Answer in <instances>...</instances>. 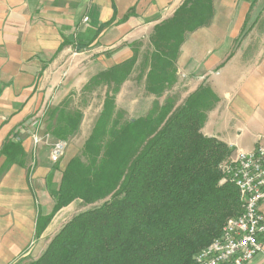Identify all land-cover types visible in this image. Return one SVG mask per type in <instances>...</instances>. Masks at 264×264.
I'll use <instances>...</instances> for the list:
<instances>
[{"label":"trees","instance_id":"trees-1","mask_svg":"<svg viewBox=\"0 0 264 264\" xmlns=\"http://www.w3.org/2000/svg\"><path fill=\"white\" fill-rule=\"evenodd\" d=\"M213 17L214 0H186L155 27L142 61L141 78L154 97L146 115L129 119L116 101L137 69L138 48L83 88V99L106 89L102 110L82 151L64 171L55 164L60 178L51 191L54 206L39 215L36 239L74 201L92 208L69 221L39 259L16 264H197L196 255L242 214L240 192L220 170L233 151L203 133L219 96L208 85L181 103L172 95L182 45ZM72 103L70 96L47 114L48 131L58 141L80 132L84 113Z\"/></svg>","mask_w":264,"mask_h":264},{"label":"crops","instance_id":"crops-1","mask_svg":"<svg viewBox=\"0 0 264 264\" xmlns=\"http://www.w3.org/2000/svg\"><path fill=\"white\" fill-rule=\"evenodd\" d=\"M185 1L0 0V264L24 258L22 249L36 236L39 215L50 213L51 191L59 186L50 147L34 144V121H42L40 137L49 135V143L57 142L48 131L49 110L74 99V93L80 97L94 76L129 60L134 48L140 51L137 45L150 43L155 27L170 20ZM239 1L214 0L210 26L191 35L213 27L222 9L231 16ZM247 12L246 2L237 16L245 19ZM213 32L222 41V32ZM238 33L228 37L233 40ZM188 40L189 35L177 61L178 72L188 80V96L205 84L220 98L208 113L204 135L233 152L254 151L264 135V44H238L230 54L228 44ZM15 150L16 159L10 161ZM76 155L69 149L60 170ZM260 210L264 214V202ZM249 264H264V251Z\"/></svg>","mask_w":264,"mask_h":264},{"label":"rangeland","instance_id":"rangeland-1","mask_svg":"<svg viewBox=\"0 0 264 264\" xmlns=\"http://www.w3.org/2000/svg\"><path fill=\"white\" fill-rule=\"evenodd\" d=\"M246 2L249 12H247L245 19L240 20L241 18L238 17L237 14L239 13V9H241ZM220 13L221 14H219L216 18V22L212 25L213 27H210L209 29H207V27L205 30L199 31L198 33L193 35L189 34V40L187 44H206L209 43V41H212V36L215 35L212 42H214V44H228L229 49L227 51L230 52V54L233 48L238 44H264V0H240L236 5V10L232 11L231 16H228V12L224 11L223 9L220 10ZM226 29L229 31L231 36L234 31H237L239 33L237 37L232 40V37H228L230 36V34L227 32L225 34V37H227L224 39V32L226 31ZM231 29L234 30L232 33L230 32ZM217 30H220L222 32V41L220 39L219 43L216 41V38H218L217 32H213ZM245 35L246 37H244ZM203 37H205V39H203ZM142 43L143 44L137 45L138 47H140V63L137 65V69L130 78V82H128V84L125 86L123 94H121L119 100L117 98L119 108L127 112V117L129 119H137L146 115L151 109L154 102V97L149 95L146 91V78H141L142 61L144 59V56L146 55V52L150 49V43L148 41ZM182 74H184V72H178L179 81L172 91V95L178 97L179 103L184 102L188 97V94L186 92V84L188 83V80L187 77L185 78L184 76H182ZM189 77H192V80H194L197 76L189 75ZM105 90L106 89L104 88H100L93 94H87L85 99H83L84 96L79 97L78 93H74L75 97L73 99V103L70 106L71 109L83 111V130L80 131L75 138L67 142L64 155L57 163H52L53 165L61 164L63 158L66 160L69 149L70 152L77 154L82 151L83 145L86 139L91 134L95 121L97 120L102 110L106 92ZM185 95H187V97ZM233 155L234 154H232V156ZM65 160L63 161L65 162ZM46 197H48L47 194L45 196V200ZM42 199H44V197H42ZM39 207L42 209L43 207L48 208L50 206ZM90 208H92V206H86L79 200L74 201L69 206L63 208L54 217L52 221L53 223L51 224V230L47 231L40 239H36L34 237V239H31L29 244L22 249V252L23 250L25 251L24 257H27L29 261L39 259L49 246L52 239L63 229V227L75 216L89 210ZM20 259L19 256H17L12 260L10 264H16Z\"/></svg>","mask_w":264,"mask_h":264},{"label":"built area","instance_id":"built-area-1","mask_svg":"<svg viewBox=\"0 0 264 264\" xmlns=\"http://www.w3.org/2000/svg\"><path fill=\"white\" fill-rule=\"evenodd\" d=\"M33 126L36 127L34 144H47L51 148V162L57 163L66 151L67 142L49 143V135L40 137V118L34 121ZM232 154L220 170L223 181L238 188L243 212L229 219L220 237L196 255L197 264H249L264 251L261 241L264 238V214L260 210L264 202V135L260 136L254 151L237 150Z\"/></svg>","mask_w":264,"mask_h":264}]
</instances>
